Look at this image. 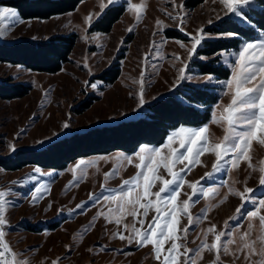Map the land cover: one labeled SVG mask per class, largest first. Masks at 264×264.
<instances>
[{
	"label": "rangeland",
	"instance_id": "obj_1",
	"mask_svg": "<svg viewBox=\"0 0 264 264\" xmlns=\"http://www.w3.org/2000/svg\"><path fill=\"white\" fill-rule=\"evenodd\" d=\"M132 2L144 5L140 21L137 22L135 14L129 11L126 0H118L110 6L122 5L124 11L106 32L95 29L92 25L110 7L106 6L103 10L100 7L101 3L108 5V0H82L75 9L44 19H24L19 15L21 23L6 25V34L0 37L1 42L48 40L52 36L69 33H74L76 38L69 59L60 70L53 73L35 71L22 64L0 62V80L12 78L14 82L29 85L28 92L22 97L0 98V157H8L17 149H39L46 143L73 132L137 118L144 114L146 103L166 94H174L182 102L187 103L185 97L175 93V90L184 83L199 87L205 85L215 87L218 99L211 108L209 120L199 125H180L171 129L160 144L148 145L159 147L165 144L168 135L179 127L207 125L208 130L205 136L209 144L218 143L223 139L225 126L215 122L214 113L218 116L222 107L217 106H227L230 103V94H225L228 90L219 82L231 78L232 67L226 65L221 57L219 62L230 70L229 77L216 78L212 82L203 84L196 78L206 74L199 73L197 68L191 65L186 50L191 47L188 34L195 35L198 29H203L204 33L211 36L220 35L209 32L207 28L212 24L209 25L207 22L211 19L215 23L217 13L223 16V6L219 0L215 3L213 0H203L190 7L188 0H176L177 5L183 4L181 11L184 16V30L181 31L178 28V22L164 14L167 11L173 16L176 15L174 6L168 3V0H132ZM0 6L15 9L4 5L1 0ZM90 13L93 14L91 26L85 21V17ZM96 14H99L98 18ZM232 18L237 20L235 17ZM157 19L168 26L160 30L158 34H156ZM129 28H134V31H127ZM167 30L179 31L181 35L168 37ZM260 34L261 32L253 39H242L238 48L227 51L238 53L244 42L258 39ZM85 36L88 39H84ZM162 39L165 41L163 44H161ZM122 40L123 43H121ZM153 41L156 42L155 48L152 47ZM179 42H182L186 48H181ZM145 54H148L147 60H145ZM177 55L181 59H175ZM195 56L196 54L193 58ZM196 58L207 59L204 56ZM115 62L118 63L120 71L117 79L110 83L108 78L111 75L104 71ZM85 63L88 68L83 67ZM182 66H187L186 74L193 76V81L177 83L179 69ZM88 69H91V74ZM141 72H144L143 88L146 103L142 108H138ZM88 82H99L98 87L93 89ZM64 123H68L69 127L64 128ZM172 146L183 151L179 148L178 140L174 141ZM137 150L138 146L132 151L116 150L79 157L63 169L42 168L37 165H26L16 170H5L0 167V191L11 190L6 197L10 204L6 205L5 212L8 221V226L5 228V241L17 253V259H25L28 264H51V261L57 257H62L59 264H159L152 256L151 246L138 248L135 244L128 245L119 239H110V234L116 230L117 226L106 224L103 218L98 219L94 228L81 237V229L89 224L99 206H90L84 214L70 216L68 212L70 209H75L81 201L88 200L89 193L101 192V184L105 183L104 173L118 169V174L106 183L109 188H117L123 179L132 177L138 171L134 164L129 165L124 159L118 157L131 155ZM163 151L167 153L166 149ZM249 154L251 168L248 161L242 160L238 168L231 171L222 170L216 174L214 181H201V184L205 186H218L219 194L207 198L201 197L191 206L190 211L193 216L205 208L208 212L207 219L189 231L188 248H196L200 244V240L203 239L202 230L209 227L210 223L216 224L218 229H223L224 221L235 215V209L241 201L229 192L230 187L243 191L247 186L254 189L250 195L256 200L264 198V187L258 185L261 175L259 168L264 166L261 163L264 161V145H261L259 140L253 141ZM80 161H84V164H81L75 173L78 183L66 187L70 181L74 180L71 169ZM200 161V164L185 175V180L197 181L205 172L211 171L215 154L206 151L200 156ZM176 167L178 170L182 165ZM36 168L40 169V173L35 175L39 181L48 184V192L33 204L30 202L31 191L34 190L37 182L28 181L27 177L34 174ZM47 173H53V175L48 176ZM160 174L170 179L163 168L160 169ZM182 191L188 195L191 194V189L187 186ZM226 194L227 200L220 203ZM188 195H182L180 199H187ZM61 209L64 211L58 214ZM252 210H254L252 203H246L242 209L243 218L239 221L241 227L234 232L237 241H239V235L248 229L249 220L246 213ZM153 214L152 211L149 212V219ZM260 214H264V210H261ZM132 219L127 217L125 222L131 224ZM181 223L187 225L186 217L181 218ZM236 223L232 221L231 225ZM252 224L251 238L257 240V247H259L258 237L264 233L261 232L258 217L252 219ZM105 228L108 235L105 234ZM198 236H200L199 239ZM212 239L213 237L209 235V242ZM69 245L71 251L65 247ZM99 245L123 251H100ZM89 248L93 251L89 252ZM202 257L203 259L198 260V264H210L215 258L214 253L207 250L203 251ZM221 258L224 264H246L243 256L234 259L231 255H222ZM252 260L254 264H258L259 257L254 256Z\"/></svg>",
	"mask_w": 264,
	"mask_h": 264
},
{
	"label": "snow or ice",
	"instance_id": "obj_2",
	"mask_svg": "<svg viewBox=\"0 0 264 264\" xmlns=\"http://www.w3.org/2000/svg\"><path fill=\"white\" fill-rule=\"evenodd\" d=\"M117 2L118 0H108V5L101 3L100 7L103 10L106 6ZM213 2L215 3L216 0ZM126 3L129 11L135 14V19L139 22L144 5L135 4L132 0H126ZM168 3L174 6L176 15L173 16L171 12L167 11L164 14L170 19L176 20L179 30L183 31L184 16L181 11L183 4L177 5L176 0H168ZM219 3L223 6L224 15L221 16L217 13L215 16L217 21L235 17L240 23L249 27L253 25V21L246 10H255V7H259L261 11H264V0H219ZM96 15L98 18L99 14ZM85 21L91 26L93 14L90 13L89 16L85 17ZM21 22L19 13L15 9L0 6V37L5 36L6 25H15ZM207 23L211 25L214 21L209 19ZM156 27V34H158L160 30L168 26L157 19ZM127 31H134V28H129ZM188 35L191 39L190 48H186L182 42L179 43L181 48H186L188 60L191 61L193 55L198 54L199 47H202L207 40L238 38L239 33L228 32L211 36L204 33L203 29H198L197 34ZM84 39H88V37L85 36ZM164 42L162 39L161 44ZM152 47H156L155 41H153ZM214 56L218 60L222 57L223 62L232 67L231 78L219 82L228 90L225 94H230V103L227 106L218 105V108L222 107V111L219 112L218 116L214 113L215 122L225 126L223 139L218 143L209 144L205 136L208 130L207 125L179 127L171 132L166 143L159 147L141 144L133 154L118 157L124 159L129 165L134 164L138 171L132 177L123 179L117 188H109L106 183L118 174V169L104 173L105 183L101 184V192L99 194L89 193L88 200L81 201L75 206V209L68 210L69 215L73 216L84 214L90 206H99L96 215L92 217L89 224L81 229V237L94 228L98 219L103 218L106 224L117 226L116 230L110 234V239H119L128 245L135 244L138 248L151 246L152 256L159 264H198V260L203 259L204 250L214 253L215 258L210 264H224L222 255H231L234 259L243 256L246 264H254L252 258L256 256L259 257L258 264H264V234L258 237L259 247H257V240L251 238L253 218L258 217L261 232L264 233V214H260L261 210H264V198L256 200L250 195L254 189L247 186L244 187L243 191L229 188V192L236 195L241 203L236 207L235 215L224 221L223 229H218L216 224L210 223L209 227L202 230L203 239L200 240V244L196 248L187 247L189 231L201 221L206 220L208 212V209L205 208L193 216L190 211L191 206L198 202L201 197L207 198L219 194L218 186H205L201 184V181H214L216 174L222 170L231 171L238 168L242 160L248 161L251 168L249 148L252 142L259 140V143L264 145V32H261L258 39L252 42H244L238 53L221 50ZM147 58L148 54H145V60ZM175 59L181 58L177 55ZM83 67L88 68V65L85 63ZM186 67H180L177 83L193 81V76L186 74ZM88 70L91 74V69ZM143 77L144 72H141L138 108H142L146 103ZM196 79L207 84L216 80V77L213 73H208ZM88 83L91 88L96 89L99 82ZM63 127L68 128L69 124L64 123ZM176 140L179 141V148L183 151L172 146ZM165 149L167 150L166 154L163 151ZM206 151L215 154L211 171L205 172L197 181L185 180V175L201 163L200 156ZM261 163L264 164V161ZM81 164H84V161H80L71 169L74 180L70 181L66 187L78 183L75 173ZM177 165H182V167L177 170ZM161 168L166 171L170 179L160 174ZM259 171L261 175L258 185L264 187V166L260 167ZM35 173H40V169L36 168L34 174L27 177L28 181L37 182L36 187L31 191L30 202L33 204L44 193L48 192V184L39 181ZM46 175L52 176L53 173ZM185 186L191 189L190 195L182 191ZM10 191V189L0 191V264H28L25 259H17V253L5 241V228L8 226L5 212L6 205L10 204L6 197ZM182 195H188V198L181 200ZM227 198L226 194L220 203L226 201ZM246 203H252L254 210L246 213L249 220L248 229L239 235V241H237L234 232L241 227L239 221L243 218L242 209ZM63 211V209L59 210L58 214ZM150 211L154 214L149 219ZM127 217L133 218L131 224L125 222ZM182 217H186L187 225L181 223ZM232 221L237 223L231 225ZM105 234L108 235L107 228H105ZM209 235L213 237L211 242L208 240ZM73 238L75 239V236ZM197 238L199 239L200 236ZM65 247L71 251L70 245ZM98 247L100 251H123L109 249L106 245H99ZM88 251L92 252L93 249L89 248ZM61 259L62 257H57L51 261V264H59Z\"/></svg>",
	"mask_w": 264,
	"mask_h": 264
},
{
	"label": "trees",
	"instance_id": "obj_3",
	"mask_svg": "<svg viewBox=\"0 0 264 264\" xmlns=\"http://www.w3.org/2000/svg\"><path fill=\"white\" fill-rule=\"evenodd\" d=\"M82 0H1L17 10L24 18H48L52 15L71 11ZM203 0H188V6H195ZM124 6L108 7L92 27L109 31L111 25L120 17ZM253 25L249 27L236 19L216 21L207 29L209 32L226 34L238 32V38L209 39L199 47L198 54L191 60L201 74L213 73L218 79H226L230 70L222 66L214 54L221 50L238 48L242 39H253L264 32V11L259 7L247 9ZM166 35L179 37V31L167 30ZM75 34L55 35L48 40H19L11 43L0 41V62L22 64L25 67L43 72H56L69 59L75 43ZM206 57V60L196 57ZM112 63L104 73H110L108 80L115 81L120 68ZM12 78L0 80V98L14 99L22 97L29 85L14 82ZM214 86H194L184 83L175 93L185 97L182 102L174 94H166L145 104L142 116L121 120L113 124L91 127L84 131L73 132L67 136L46 143L39 149H17L8 157H0V167L16 170L26 165L42 168L63 169L79 157L104 154L111 151H132L141 144H160L167 133L180 125H199L209 120L211 108L217 102L218 94Z\"/></svg>",
	"mask_w": 264,
	"mask_h": 264
}]
</instances>
